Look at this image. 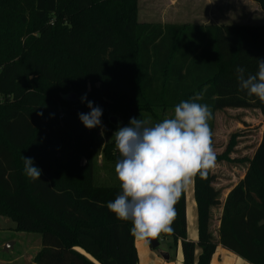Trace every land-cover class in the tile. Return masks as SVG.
<instances>
[{"label":"trees","instance_id":"1","mask_svg":"<svg viewBox=\"0 0 264 264\" xmlns=\"http://www.w3.org/2000/svg\"><path fill=\"white\" fill-rule=\"evenodd\" d=\"M250 1L264 10V0ZM137 13V0H0V218L41 236L33 264H139L131 221L107 208L120 187L92 185L95 128L79 119L88 101L114 128L111 112L128 126L197 94L214 113L257 110L264 125V102L240 90L236 73L258 71L264 26L143 24ZM240 137L216 153V165H247L224 202L218 241L213 169L194 178L198 242L187 241L185 192L173 232L157 236L181 242L183 264H211L219 245L264 264V128L251 158H232ZM24 156L40 180L26 177Z\"/></svg>","mask_w":264,"mask_h":264},{"label":"clouds","instance_id":"2","mask_svg":"<svg viewBox=\"0 0 264 264\" xmlns=\"http://www.w3.org/2000/svg\"><path fill=\"white\" fill-rule=\"evenodd\" d=\"M258 71L245 75L236 68L241 91L264 102V60L257 59ZM86 97H82L83 100ZM202 97L181 101L174 107L173 116L149 125L142 119L131 118L128 126L114 134L115 148L120 159L115 174L121 192L107 203L109 211L121 221H131V234L138 239L155 238L173 232L177 215L175 205L182 193L199 176L206 179L215 168L213 132L210 121L213 112L209 105L198 103ZM90 112L80 113L79 119L88 129L101 125L102 109L87 102ZM23 172L32 181L40 180L41 169L32 158L23 157Z\"/></svg>","mask_w":264,"mask_h":264},{"label":"rangeland","instance_id":"3","mask_svg":"<svg viewBox=\"0 0 264 264\" xmlns=\"http://www.w3.org/2000/svg\"><path fill=\"white\" fill-rule=\"evenodd\" d=\"M137 11V20L143 24L264 26L263 8L250 0H137ZM173 113L174 110H156L154 115L144 114L143 120L149 125H154L173 116ZM109 115L110 118L118 119V127H111L103 121L100 126L95 127L92 185L97 187H120L115 174V164L120 156L115 148L113 134L118 128L126 125L120 115L112 112ZM209 123L213 132V148L217 154L225 151L230 136L236 132L240 133L241 137L232 155L233 159L251 158L261 142L263 121L261 113L257 110L213 112V119ZM106 153H110L111 157ZM246 168L247 165L238 164L216 165L213 168V186L223 191L230 190L244 178ZM159 242L160 246L156 251L159 254H171L173 260V239L160 236ZM6 246H12L7 253L4 252ZM41 247L39 234L18 232L16 224L11 220L0 219V262L30 264Z\"/></svg>","mask_w":264,"mask_h":264},{"label":"crops","instance_id":"4","mask_svg":"<svg viewBox=\"0 0 264 264\" xmlns=\"http://www.w3.org/2000/svg\"><path fill=\"white\" fill-rule=\"evenodd\" d=\"M263 128L264 125H262L261 134ZM212 175H213V170H212ZM214 189L218 193L217 196L218 205L211 208L210 234L212 238L217 242L219 239L218 230L220 227V219L222 215L223 205L231 189L224 191L220 188L216 189L214 187ZM185 196H186L187 241L196 244L198 242V207L195 199L194 182L189 187V189L185 191ZM135 246L138 253L139 264H183L181 242H178L177 245H174V259L172 260V255L169 254L170 256L169 261L163 260L160 254L156 250H153L151 248L150 243L147 239L135 238ZM41 249L38 250L37 254L41 251ZM200 253L201 251L198 249L196 251V256L198 257ZM33 261L30 264H33ZM0 264H4V263L0 262ZM6 264H10V263H6ZM211 264H248V263H246L244 260L234 255L233 253L227 251L221 245H219L216 249V253L212 259Z\"/></svg>","mask_w":264,"mask_h":264},{"label":"water","instance_id":"5","mask_svg":"<svg viewBox=\"0 0 264 264\" xmlns=\"http://www.w3.org/2000/svg\"><path fill=\"white\" fill-rule=\"evenodd\" d=\"M68 99H69L70 101H72V102H75V101L77 100L76 97H75L74 95H70V96L68 97ZM109 121H110V123H111L113 126H115V127H118V126H119V122H118V119H117L116 117H112V118H110ZM261 225H264V222H262ZM147 240L149 241L150 246H151V248H152L153 250H157V249L159 248V246H160V242H159V240H158L157 237H155V238H147ZM11 249H12V246H6V247L4 248V252L7 253V252H9V250H11ZM160 256H161L162 259L165 260V261H169V260H170V256H169V254H166V253H160Z\"/></svg>","mask_w":264,"mask_h":264}]
</instances>
